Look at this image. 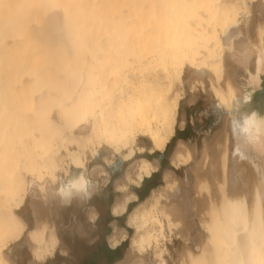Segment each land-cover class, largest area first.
<instances>
[{"label":"bare ground","instance_id":"6f19581e","mask_svg":"<svg viewBox=\"0 0 264 264\" xmlns=\"http://www.w3.org/2000/svg\"><path fill=\"white\" fill-rule=\"evenodd\" d=\"M187 69L208 77L226 108L225 137L234 136L242 169L230 175L221 144L219 166L209 161L204 178L197 175L204 183L194 197L166 170L164 185L129 217L136 235L120 264H146L150 250L155 264H168L165 222L182 240L179 264H264V0H0V264H15L8 252L25 234L29 264L41 245L45 259L59 241L52 221L26 230L18 212L29 187L43 200L68 188L88 192V149L107 165L144 154L135 149L140 139L151 144L149 155L165 152L182 99L174 87ZM192 161L180 142L171 166ZM136 169L135 180L125 176L140 188L158 166L142 158ZM117 189L114 214L138 199L129 184Z\"/></svg>","mask_w":264,"mask_h":264},{"label":"rangeland","instance_id":"374dc122","mask_svg":"<svg viewBox=\"0 0 264 264\" xmlns=\"http://www.w3.org/2000/svg\"><path fill=\"white\" fill-rule=\"evenodd\" d=\"M146 72L160 75L164 70L163 67H150ZM240 72L241 69L238 67V73ZM133 73L132 70H128L129 76H132ZM182 79V82L176 84V88L174 87L177 95H180L182 98L176 119L175 136L168 144L164 153L149 155L148 150L151 148V144L146 139H140L135 149L145 148L144 154H137L134 159L135 162L121 164L117 157L113 160V163L107 165L102 159H93L88 149L86 150V157H84L87 161L89 171V174H85L89 188L88 192L83 190L76 192L74 189L68 188L65 191H52L49 197L43 200L34 195V187H29V195L25 201V206L18 212V215L27 225L26 230L38 228L36 227L39 224L38 222L40 220L44 221L45 219L46 222H53L52 224L54 225L55 233L59 240L52 251L53 254L45 259L41 258L44 247L41 245L40 249H38L40 257L39 260L37 259L36 264H120V262L125 261L129 256L128 253L130 252L132 241L136 235L135 226L129 222V217L140 203L148 199L150 201L152 190L164 185L163 175L166 173V170L167 172H171L174 178L179 181L181 189L186 190L194 197L198 191L196 190L195 192V186L198 187L204 183L200 179L204 178L203 176L210 169L208 162L210 161L211 163V161H214L217 164L216 166H219L218 161H220L222 154L220 151L221 148L224 150V147H227L226 149H228L229 171L230 168L231 170L235 169L237 163L244 161L238 159V149L234 141V136L228 132V140H226L224 132L225 127L229 129V124L225 125L229 116L224 105L220 104V101L215 96L209 78L204 76L202 79H194L187 69ZM237 80L241 81L244 79ZM231 127L230 129H232ZM219 140L220 142H218ZM215 141L218 142V146L220 145L219 150L217 149V142L215 144ZM180 142L186 144V146L188 145V148L193 154V161L189 166L174 169L170 164V160L173 157L175 148ZM216 152L220 153H218L219 160L215 158L218 157ZM101 154L103 157L110 158V155H107L103 150ZM203 154H206L208 157L206 158ZM142 158L157 164L158 170L151 179L145 180L140 188H136L135 186L133 187V182H130L125 175L131 172L132 174H130L132 176L130 175V177L135 180L137 173L136 164ZM202 160H207V164L205 161L204 164ZM202 163L203 166H206L201 168L202 170L204 169L203 172L200 170ZM194 164L196 165L194 166ZM62 165L61 167L66 168L64 164ZM115 166H119L120 168L117 171H112L111 168ZM216 166L215 168H217ZM237 166L239 167L240 165ZM238 167H236V171L234 172L237 173L238 171L239 174L242 166ZM215 168L214 170L217 172H215L217 174L216 178H221L220 174H218L220 173L219 169L217 168V171ZM93 170H104L106 174L101 175L97 171V174L93 173L90 175ZM199 170L201 173H199ZM234 172L230 171V175L234 174V176H238ZM240 173L242 172L240 171ZM197 175H200L202 178L199 177L200 179H197ZM239 176V178L241 176L246 178L242 174ZM58 177L63 179V182L67 184L63 170L58 172ZM220 178H218L219 180L216 179L217 182H220ZM233 178L236 182L239 180L238 177V180H236V177ZM196 179L198 182H195L197 181ZM28 180L31 182L32 179L30 176H28ZM199 180L202 183H199ZM240 180L246 181V179ZM121 184H129V192L136 195L138 199L137 202L130 204L124 212L121 207H117V214H114L113 208L115 202L123 197V194L119 193L117 189V186ZM236 189L241 190L238 189V186ZM191 190L193 192H190ZM203 190L204 188H200L202 194ZM89 220L93 223L95 222V224L90 223ZM42 224H39V227ZM197 229L202 232L200 226ZM164 232L166 235V242L164 243L172 258L165 256V260L168 264H179L178 254L182 250V240L178 239L179 236L176 237L175 231L170 233L166 222L164 223ZM30 249L31 244L25 234L18 244L11 247L8 252V257L15 264H29L32 261ZM49 249L52 250V247L49 246ZM146 264H155L151 250L148 251V255L146 256Z\"/></svg>","mask_w":264,"mask_h":264},{"label":"crops","instance_id":"0c3cea01","mask_svg":"<svg viewBox=\"0 0 264 264\" xmlns=\"http://www.w3.org/2000/svg\"><path fill=\"white\" fill-rule=\"evenodd\" d=\"M89 222L92 223V224H95V222L93 223V222H91L90 220H89Z\"/></svg>","mask_w":264,"mask_h":264}]
</instances>
